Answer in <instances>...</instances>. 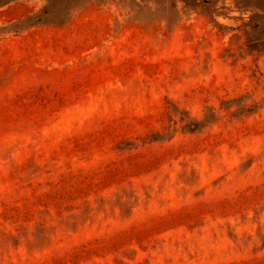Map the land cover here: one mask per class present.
I'll return each mask as SVG.
<instances>
[{"label": "rangeland", "instance_id": "374dc122", "mask_svg": "<svg viewBox=\"0 0 264 264\" xmlns=\"http://www.w3.org/2000/svg\"><path fill=\"white\" fill-rule=\"evenodd\" d=\"M0 264H264V0H0Z\"/></svg>", "mask_w": 264, "mask_h": 264}, {"label": "trees", "instance_id": "16d2710c", "mask_svg": "<svg viewBox=\"0 0 264 264\" xmlns=\"http://www.w3.org/2000/svg\"><path fill=\"white\" fill-rule=\"evenodd\" d=\"M8 1H11V0H3V3H6V2H8ZM2 4V3H1Z\"/></svg>", "mask_w": 264, "mask_h": 264}]
</instances>
